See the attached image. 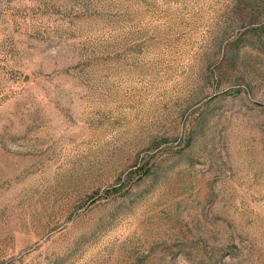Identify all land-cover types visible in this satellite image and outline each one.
Here are the masks:
<instances>
[{"label":"rangeland","instance_id":"obj_1","mask_svg":"<svg viewBox=\"0 0 264 264\" xmlns=\"http://www.w3.org/2000/svg\"><path fill=\"white\" fill-rule=\"evenodd\" d=\"M0 264H264V0H0Z\"/></svg>","mask_w":264,"mask_h":264}]
</instances>
